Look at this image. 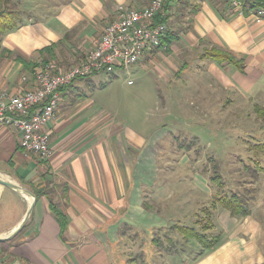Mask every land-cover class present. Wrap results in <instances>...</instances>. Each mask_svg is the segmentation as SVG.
<instances>
[{"label": "crops", "instance_id": "crops-1", "mask_svg": "<svg viewBox=\"0 0 264 264\" xmlns=\"http://www.w3.org/2000/svg\"><path fill=\"white\" fill-rule=\"evenodd\" d=\"M149 2L70 0L56 7L50 17L29 21L9 32L0 42V91L15 95L33 90V70L48 57L41 52L53 45H58L53 60L64 69L70 68L95 49L119 6L142 9ZM164 13L169 32L174 31L178 40L167 51L145 52L132 71L154 73L158 80L166 82L171 93H175L173 88L178 81L190 83L189 75L197 73L199 83L190 88L201 92L195 101L201 106L197 107L198 121L184 118L189 124H168L170 128L161 137L197 138L203 152L214 153L218 150L211 143L215 144L216 139H209L221 129L223 103H229L236 113L238 108L234 106L240 103L251 106L259 100L264 102V16L260 23L255 21L253 11L240 16L226 0H175ZM212 48L224 50L243 62L244 72L231 64L220 66L203 59L202 53ZM79 83L61 95L58 117L49 125L53 155L48 162L25 153L19 146V134L0 126V179L34 195L36 187L38 191L46 188L68 219L63 237L49 200L46 196L36 197L28 224L9 238L24 221L33 198L0 183V264H125L112 251L120 244L121 233L128 229L139 236L152 235L169 230L167 227L175 221L183 222L189 216L183 202L180 208L167 207L163 211L157 207L176 197L173 185L159 187L154 179L155 152L162 141L154 137L160 130L157 135H149L124 129L102 114L91 112L87 96L74 103L73 92L83 88ZM170 98L172 106L176 99ZM184 103L188 102L183 100ZM172 110L169 107L168 111ZM171 115L174 114L168 116ZM171 117L173 121L180 119L177 115ZM216 119L218 123L207 131V123ZM198 185L212 195L204 176ZM147 189L151 190L153 210L143 207V191ZM256 211H251V219L242 221L232 218L227 210L219 211L217 224L224 235L223 243L194 264H261ZM188 249L182 245L174 255V264H189L192 255L201 251L195 246L193 253ZM149 255L148 260L144 259L146 263L155 258L151 252Z\"/></svg>", "mask_w": 264, "mask_h": 264}, {"label": "rangeland", "instance_id": "rangeland-1", "mask_svg": "<svg viewBox=\"0 0 264 264\" xmlns=\"http://www.w3.org/2000/svg\"><path fill=\"white\" fill-rule=\"evenodd\" d=\"M51 62L58 63L57 60ZM78 63L74 64L77 65ZM157 65L160 67V64ZM196 76L197 73L189 75L190 83L185 82L183 84L178 81V84L173 88L175 93H171L169 88L166 89L164 80L162 82L154 73L146 71L131 70L129 78L122 74L114 77L102 73L79 83L83 88L77 92L79 95L89 98L88 103L90 105L88 107H91V112L102 114L104 118L121 125L124 129H135L143 134L152 135L156 133L155 135H157V131L160 130V134L153 135L155 139L162 140L160 144H157L158 149L155 152V171L157 174L154 175V179L158 181L156 185L159 187L173 185L176 197L168 204L158 203L157 207L163 211L167 207L180 208V204L183 202V207L189 214L182 219L183 222L175 221L170 227H167L171 231L168 229L159 230L152 235L147 234V236L146 234L139 236V234L129 232L128 229L125 233H121L122 240L117 245L118 247L112 251L115 257L119 259L120 256L121 262L125 264H174L177 247L182 248V245L184 247L187 245L189 246L188 250L192 253L194 251L193 246L201 247L196 241L189 240L188 244L180 233L172 230L176 225L194 227L205 234H209L210 237L219 236L221 239L219 247L223 243L224 235L222 236L223 233L220 232L217 224V214L224 208L219 205L218 200L234 194L248 200L247 206L251 211L257 210L255 213V218L259 224L257 236L263 254L261 264H264V153L255 151L254 147L256 143H264V102L259 100V102L252 103L251 106L240 105V103L234 106L238 108L236 113L232 110L233 107H229V103H223L221 129L216 131L218 132L217 135L209 139L211 142L214 141V138L216 139L215 144L214 142L211 143V147L215 145L214 150H218L214 153L213 150L203 152L197 138L179 135L161 137L164 135V130L170 128L168 124L178 126L185 123L189 124L184 118H195V121H198L200 112L197 114V107L201 106L199 101L198 103L195 101L199 100L201 92L198 88H190V85L199 83V78ZM163 78L166 79V77ZM128 80H133V85H128ZM169 97L176 99L172 106L169 104ZM223 97H225L224 94ZM81 99L76 95L73 102ZM183 100L190 103L183 104ZM169 107H172L173 110L168 111ZM183 110L186 111L183 113ZM171 113L180 119L173 121L171 116L174 115L168 116ZM246 114L251 116V120ZM200 119L202 120L203 117ZM214 123H218V120L212 121L211 124L207 123V131H210L208 127H214L212 126ZM211 134L213 135L212 131ZM200 175L207 179L212 195H208L209 191L204 186L205 190L200 189L202 187L198 185L201 180ZM214 175L220 178L211 182ZM203 182L205 184V181ZM220 184L223 185L220 186ZM149 192H151L150 189L143 191V199L145 200L143 207L147 210H153L154 206ZM248 217L251 219V214L247 217L232 216L237 221L245 220ZM154 240H158L163 243V246L171 248L170 253H167L162 246H156ZM201 251L199 249L198 252L195 251L196 253L192 255L189 264H194L210 250L205 249L200 255L199 252ZM150 252L152 253L151 256L155 258L146 263L144 259H149ZM140 254H143L141 258Z\"/></svg>", "mask_w": 264, "mask_h": 264}, {"label": "built area", "instance_id": "built-area-1", "mask_svg": "<svg viewBox=\"0 0 264 264\" xmlns=\"http://www.w3.org/2000/svg\"><path fill=\"white\" fill-rule=\"evenodd\" d=\"M229 3L240 16L245 15L242 0H229ZM164 4L165 0H150L142 9L119 6L95 49L71 68L64 69L51 61L37 63L33 70V90L15 95L0 91V126L14 129L19 134V146L25 153L48 162L53 155L49 125L58 117L62 101L60 90L76 79L102 73L114 77L122 74L129 78L145 52L151 49L167 51L168 27L155 21L159 14L165 16ZM252 15L260 23L264 11ZM23 80L28 81L27 78ZM133 83V80L127 82L130 86Z\"/></svg>", "mask_w": 264, "mask_h": 264}, {"label": "trees", "instance_id": "trees-1", "mask_svg": "<svg viewBox=\"0 0 264 264\" xmlns=\"http://www.w3.org/2000/svg\"><path fill=\"white\" fill-rule=\"evenodd\" d=\"M40 1V4H38ZM70 0H38L36 4L29 3V0H0V42L2 37H4L9 32L15 31L19 29L20 27L27 24L29 21H42L51 15L54 14L56 7L59 5H63L65 2H68ZM175 0H165L164 4V11L167 10L168 4L173 3ZM229 1V0H226ZM243 1V8L245 14H248L250 12L257 13L259 10L264 11V0H242ZM40 5V6H39ZM170 7V6H169ZM195 11V9H194ZM156 23H165L167 22V17L161 16L159 14L156 17ZM178 40V35L173 32L168 33V37L165 39V43L170 47L173 42ZM58 47V45H53L49 48L44 49L41 54L46 53L48 55L47 58H45L42 62L48 63L49 61H52L55 56V49ZM169 49V48H168ZM202 58L205 60H210L218 65L222 66L225 63L231 64L239 68L242 72H244V64L243 62L237 60L233 55L216 48L212 49H206L202 53ZM94 77V76H93ZM89 78H81L76 79L71 85L62 88L60 90L61 94H65L67 91H70L73 89L74 85L78 82L86 81ZM74 90V89H73ZM74 95L77 97L82 98L83 96L79 95L77 92ZM66 95V94H65ZM255 151H262L264 153V143H256L254 145ZM216 174V173H215ZM217 178H220L217 175H214L211 178V182H215ZM223 184H220L222 186ZM40 188V186H39ZM38 187L35 188V196L37 199H39L42 196H46V198L49 200L50 203V209L54 213L57 221L59 222L61 226V234L64 237L66 226L68 223V219L64 213H62L58 206L54 203L52 197L49 196L46 188H41L39 191L37 190ZM219 205L227 209L231 212V215L233 217H247L251 214V210L247 206V201L244 200L239 195H233V196H224L220 198ZM172 230L177 231L180 233L184 239L187 240V242L190 241H196L198 242L203 250H213L215 249L221 242V239L219 236L217 237H210L209 234H205L202 231L197 230L194 227H185V226H174ZM171 231V230H170ZM171 241V239H169ZM154 244L156 246L160 245L162 248H165V251L167 253H170L171 248H168L166 246H163V243L160 241L154 240ZM173 244V242H172ZM176 247V246H175ZM180 247H177L175 249V254H177ZM202 250V251H203ZM202 251L199 252L200 255L202 254ZM145 253V252H144ZM143 254H140V258Z\"/></svg>", "mask_w": 264, "mask_h": 264}, {"label": "water", "instance_id": "water-1", "mask_svg": "<svg viewBox=\"0 0 264 264\" xmlns=\"http://www.w3.org/2000/svg\"><path fill=\"white\" fill-rule=\"evenodd\" d=\"M0 183L3 184L4 186L10 188V189H13V190H16V191H19V192H23V193L29 195L31 198H33V202H32L31 207L29 208V210L27 212V215H26L24 221L17 228V230H15V232H13V234H11V236L9 237V238H12V237H15L19 232H21V230L28 224L29 219H30L31 214H32V211H33V209H34V207L36 205V196L32 192L23 189L22 187L18 186L17 184L6 182V181H4L2 179H0ZM0 241H2V240L0 239Z\"/></svg>", "mask_w": 264, "mask_h": 264}]
</instances>
